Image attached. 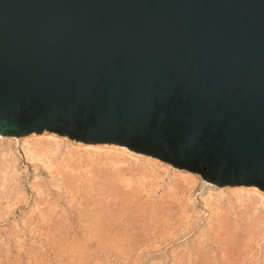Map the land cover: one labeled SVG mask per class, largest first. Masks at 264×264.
<instances>
[{"label":"water","instance_id":"95a60500","mask_svg":"<svg viewBox=\"0 0 264 264\" xmlns=\"http://www.w3.org/2000/svg\"><path fill=\"white\" fill-rule=\"evenodd\" d=\"M45 131L264 191V0H0V135Z\"/></svg>","mask_w":264,"mask_h":264},{"label":"rangeland","instance_id":"374dc122","mask_svg":"<svg viewBox=\"0 0 264 264\" xmlns=\"http://www.w3.org/2000/svg\"><path fill=\"white\" fill-rule=\"evenodd\" d=\"M31 135H0V264H264L258 187L239 200L160 159L48 131L32 154Z\"/></svg>","mask_w":264,"mask_h":264},{"label":"bare ground","instance_id":"6f19581e","mask_svg":"<svg viewBox=\"0 0 264 264\" xmlns=\"http://www.w3.org/2000/svg\"><path fill=\"white\" fill-rule=\"evenodd\" d=\"M42 133H44V132H42ZM42 133H40V134H42ZM31 134H33V133H31ZM31 134H28V135H31ZM28 135H26V136H28ZM39 135V134H38ZM37 134H35V135H31V136H29V137H27L24 141H23V144L24 145H26V147H27V149H28V151L30 152V153H32V152H34L33 150H31V146L33 147V145L32 144H36V143H39V142H41L42 144H43V146H44V144L46 143V141L44 142L42 139H40V140H38L39 142H37V140H34V138L36 137V136H38ZM40 136H42L43 137V135H40ZM44 136H46V134H44ZM52 137V136H51ZM30 138H33V139H30ZM41 138V137H40ZM45 138V137H44ZM57 137H53V139H56ZM57 140V139H56ZM55 141V140H54ZM49 143V142H48ZM60 143V142H59ZM49 145V144H48ZM56 145H57V143H56ZM34 146H36V145H34ZM58 146V145H57ZM29 147V148H28ZM38 147V146H37ZM40 148V147H39ZM109 150V149H108ZM51 152V149L50 148H48L46 151H45V153L46 154H48V153H50ZM36 153V152H35ZM33 154V153H32ZM31 154V155H32ZM29 156V155H28ZM38 156H39V154H38ZM32 157V156H31ZM45 158H46V156H45ZM31 159V158H30ZM37 159V158H36ZM32 160H33V158H32ZM150 161H152V160H150ZM240 186H244V185H240ZM240 186H233V187H236L235 189H231L229 192H230V194H235V195H238V199L239 200H244V199H242L243 197H246V195L245 194H248L249 192H251V190L253 191V192H258V194L260 195V196H262L261 198H264V194H261V192H259L260 190L258 189V188H252L251 190H248V189H246V187H248V186H244V187H240ZM232 187V186H231ZM252 192V193H253ZM225 193V192H224ZM257 194V193H256ZM211 197H212V195H211ZM210 197V198H211ZM209 198V199H210ZM207 199V198H206ZM208 199V200H209ZM257 199V198H256ZM209 201H212V200H209ZM218 201V200H217ZM216 202V201H215ZM211 207V206H210ZM216 207V206H215ZM251 211V210H250ZM250 213V212H249ZM250 217V216H249Z\"/></svg>","mask_w":264,"mask_h":264}]
</instances>
